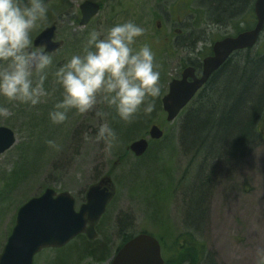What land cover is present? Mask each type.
<instances>
[{
  "label": "rangeland",
  "instance_id": "obj_1",
  "mask_svg": "<svg viewBox=\"0 0 264 264\" xmlns=\"http://www.w3.org/2000/svg\"><path fill=\"white\" fill-rule=\"evenodd\" d=\"M57 1L45 0L47 17L57 12ZM72 1L76 6L85 0H66V4ZM100 1L102 10L90 26L79 27L72 13L69 16L72 19L65 22L60 37L67 42L52 55L53 65L45 81V87L52 94L43 103L31 107L9 102L7 106L12 115L0 118V126L12 129L16 136L14 146L0 154V254L15 225L19 207L28 199L52 188L57 193L69 192L79 208L88 188L109 175L116 193L99 231L100 237L105 235L107 240L108 235L111 243L108 259L121 244L122 236L150 233L162 240L165 264H193L194 250L183 252L185 257L188 255L186 262L178 256L170 260L175 241L178 239V244H182L191 240L188 234H193V238L206 246L201 264H207V259L211 264H256V249L264 248V124L260 126V137L245 154L235 159H204L202 152L196 155L194 149L186 151L181 140V127L188 109L168 122L162 108L169 83L184 66L199 63V58L209 52L213 43L236 35V25L247 28L251 21L255 22L251 15L245 18V13L239 14L246 0ZM253 4L254 0L244 12H250ZM129 20L145 29L134 47L147 43L161 73L163 112L153 116L143 138L152 124L159 125L164 136H168L165 141H162L164 138L151 140L147 154L140 158L135 157L129 146L142 137L124 146L112 142L110 147L95 139L100 124L110 125L109 114L115 111L103 102L84 114L70 109L67 119L60 124L52 123L48 115L62 98V90L51 74L55 68L81 51L90 31H102ZM199 40L207 43L197 55L189 57L185 49H194V42L197 44ZM260 48L264 50V30L254 49ZM3 102L0 98V103ZM96 111L105 113L103 119ZM142 113H137L130 122L143 123ZM130 122L122 121V125L129 127ZM124 140L123 137L121 142ZM49 141H54L55 146ZM21 170L26 174L10 188L8 184L14 180H11L14 172L19 175ZM202 180L204 184H200ZM197 186L203 189V195ZM190 196L194 199L189 211ZM89 250L86 242H73L58 252L45 250L37 254L35 264H75ZM78 264L95 263L87 260Z\"/></svg>",
  "mask_w": 264,
  "mask_h": 264
},
{
  "label": "clouds",
  "instance_id": "obj_2",
  "mask_svg": "<svg viewBox=\"0 0 264 264\" xmlns=\"http://www.w3.org/2000/svg\"><path fill=\"white\" fill-rule=\"evenodd\" d=\"M45 0H0V118L12 115L9 102L28 106L43 103L52 93L45 87L53 58L42 47H34L32 31L47 19ZM145 29L132 21L114 24L87 34L79 53L72 54L52 72L61 91L49 112L54 124L63 123L70 109L84 114L103 102L114 108L125 122L138 111L151 114L161 93L160 72L147 43L137 45ZM207 41H197L195 56ZM103 119L105 113L96 111ZM95 139L110 147L116 139L108 123H101ZM55 146L54 141H49ZM256 264H264V248L256 249Z\"/></svg>",
  "mask_w": 264,
  "mask_h": 264
},
{
  "label": "water",
  "instance_id": "obj_3",
  "mask_svg": "<svg viewBox=\"0 0 264 264\" xmlns=\"http://www.w3.org/2000/svg\"><path fill=\"white\" fill-rule=\"evenodd\" d=\"M81 9V25H86L98 13L100 5L86 1ZM254 13L256 23L252 29L214 43L213 54L203 60L200 76L196 75L194 67H187L180 79H173L169 83L168 92L162 98L168 122L179 116L234 51L256 45L264 30V0L255 1ZM55 29V26L45 29L36 38L34 45L46 46L47 53L59 49L61 43L53 41ZM149 137L152 140L161 139L162 129L156 124L152 125ZM15 142L13 130L1 126L0 154L11 149ZM148 147V139L140 138L132 142L130 150L139 157L146 153ZM113 196L112 179L104 177L98 184L89 187L86 203L79 210H76L75 198L69 192L56 193L54 189L47 188L41 195L32 197L17 212L15 226L0 256V264H32L34 256L43 248L62 247L83 232L93 238L94 224L105 212ZM111 264H164L160 242L150 234H138L119 250Z\"/></svg>",
  "mask_w": 264,
  "mask_h": 264
},
{
  "label": "trees",
  "instance_id": "obj_4",
  "mask_svg": "<svg viewBox=\"0 0 264 264\" xmlns=\"http://www.w3.org/2000/svg\"><path fill=\"white\" fill-rule=\"evenodd\" d=\"M251 1L253 0H246L245 7L239 14L245 13V18L251 15L255 19L253 8H251L250 12H244ZM216 21L220 22L222 20L216 19ZM253 22L251 21L248 24L250 26L247 28H240V25H236V33L248 30ZM193 46L194 48L196 47L195 42ZM260 49H246L233 54L212 75L209 82L187 108L180 132L186 151L192 150L186 140L188 143L195 141V153L197 155V153L202 152L205 156L204 159L214 158L213 156L215 155L218 157L222 156L220 159H235L238 152H245L249 148V143L252 139L258 140L260 137V126L264 124V50ZM252 51L256 53H252ZM207 54H204L201 59ZM243 56H245L244 60H242ZM162 94L163 91L157 97L151 114L142 113V108L138 111V114L142 113L141 118L144 119L141 124L137 125L135 122L129 121L131 123L130 126L124 127L122 120L116 115L115 111L109 114V126L116 135V139L113 141L115 145L124 146L130 140L143 137L147 133L146 129L152 123L153 116L157 112L162 111ZM123 137L125 140L121 142ZM167 137L166 134L162 141H165ZM20 173L18 175L16 171L14 172L15 176L11 178V180L14 179L12 181L14 183L10 182L8 184L11 186L10 188L18 184L21 177L26 174L22 170ZM204 182L205 180H202L200 184H204ZM202 190L201 187L197 186V191L203 195ZM199 205L197 204L198 210ZM188 236L191 237V240H186L182 244H178V239L175 241V245H172V248H175L170 260H174L178 256L181 259L184 258L186 262L188 255L185 257L183 252L194 250L196 258L193 264H201L202 258L205 256L206 246L203 242L193 238V234H188ZM132 237L133 235L131 234L122 236L119 247ZM161 237L164 238V235H161ZM85 242L87 243L86 240ZM160 242L162 244V240ZM200 254H202L201 257ZM190 255L192 254L190 253ZM198 257L201 258L200 261ZM209 261L210 259H207L206 263L211 264Z\"/></svg>",
  "mask_w": 264,
  "mask_h": 264
},
{
  "label": "flooded vegetation",
  "instance_id": "obj_5",
  "mask_svg": "<svg viewBox=\"0 0 264 264\" xmlns=\"http://www.w3.org/2000/svg\"><path fill=\"white\" fill-rule=\"evenodd\" d=\"M85 1L97 2V3L100 4V8L101 9L103 7V3L100 0H85ZM85 1H83V2H81L79 4H77L76 6H74V4H75L74 1H72L70 5L69 4L67 5L66 4L67 3L66 0H58L57 1V5L55 6L58 9L57 12L54 15L47 17V19L41 23V26L39 27V29H37L36 32H33V34H31L33 46L36 47L34 45V42H35L36 38L45 29H47V28H49L51 26H55L56 29H55V32H54L53 41L54 42H60L61 43V47L57 51H55L54 53H50L49 55L52 56L55 53L59 52V50H62L64 48L65 43L67 42V40H65V38H63V37H60V33H61V31H62V29H63V27L65 25V22L70 21L72 19V16L69 18L70 13H72L73 15H76V18L74 19V21L77 23V25L79 27L85 28L87 26H90L94 22L96 17L99 15V13L97 15L93 16L90 19V21L87 23V25H85V26L81 25V22H82V19H83L81 6H82V4ZM62 9H64V10L62 11ZM39 47H42L44 49V51H46V46L43 45V46H39ZM210 55H212V47L210 48V52H209V54H207V56H210ZM207 56H205V57H207ZM199 59H201V58H199ZM203 59L200 60L199 63L190 62V64L188 65V66H193L196 69V73H197L198 76L201 74V71H202V61H203ZM188 66H185L182 70H184ZM181 74H182V72L178 75L177 78H180ZM107 208H109V207H107ZM107 208H106V212H107ZM105 217H106L105 215L101 216L100 219L94 224L95 233H94V237L92 239H90L88 237L87 233L84 232L78 238H76L73 241L74 243L80 242L82 244L86 240L87 241V245L90 247V250L88 251V253H86V255L80 261H78L75 264H78L80 262H85L87 260H91L95 264H101V263L102 264H104V263L105 264H111L113 259L115 258V256L118 254V252L121 249V247H119V248L116 247L114 249V251H113V254H112L111 258L110 259L107 258V256L110 255V252H111V243H110V241L108 239V235H107V240H106L105 239V235H104V237L103 236L100 237V233H99V231L103 227L102 220H104ZM106 234H107V232H106ZM73 242H71V243H73ZM67 246L68 245H66L64 247H55V248L54 247H50V248L42 249L38 253V255L41 254L45 250L58 252L59 250H61L62 248H65ZM36 256L33 259V264H35ZM162 256H163V253H162ZM105 258H107V259H105ZM104 260H106V261L103 263ZM36 264H39V263H36ZM43 264H47V263H43ZM59 264H62V262H60Z\"/></svg>",
  "mask_w": 264,
  "mask_h": 264
},
{
  "label": "bare ground",
  "instance_id": "obj_6",
  "mask_svg": "<svg viewBox=\"0 0 264 264\" xmlns=\"http://www.w3.org/2000/svg\"><path fill=\"white\" fill-rule=\"evenodd\" d=\"M256 141H257V140L252 139L251 142L249 143V148H248L245 152H238L236 158H237L238 156H240V155L245 154V153L250 149V147H251L253 144H255ZM186 143L189 145V147L191 146L192 149H195V141H192V142L188 143V141L186 140ZM213 157H214L213 159L221 160L220 158H221L222 156L218 157V156L215 155V156H213ZM209 159H210V158H209ZM193 199H194V198H193L192 196H190V202H191V204H190V207H189V211H190V208H191V205H192V201H193ZM200 201H201V199H200ZM199 204H200V202H199Z\"/></svg>",
  "mask_w": 264,
  "mask_h": 264
}]
</instances>
